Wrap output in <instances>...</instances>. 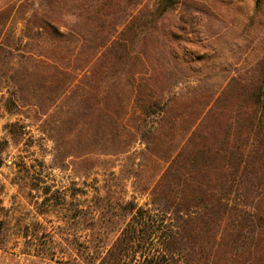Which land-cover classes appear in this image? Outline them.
Segmentation results:
<instances>
[{
    "label": "trees",
    "instance_id": "16d2710c",
    "mask_svg": "<svg viewBox=\"0 0 264 264\" xmlns=\"http://www.w3.org/2000/svg\"><path fill=\"white\" fill-rule=\"evenodd\" d=\"M79 1L87 10L105 5ZM159 3L162 15L173 2ZM16 6L0 2L3 107L10 114L28 109L39 139L52 142L50 168L74 165L79 181L61 188L41 170L30 174L32 211L55 218L50 227L35 220V228L16 230L14 212L0 196V250L12 256V237L41 232L46 242L34 253L37 244L30 242L22 253L46 264H264V69L257 80L228 78L219 93H203L200 106L173 113L179 96L154 91V75L144 77L145 62L129 67L127 43L104 23L100 38L93 36L99 14L84 13L87 21L79 26L69 18L83 13L74 10ZM133 26L126 23L118 34L135 32ZM109 53L115 56L107 58ZM28 127L19 120L3 125L0 167L10 146L25 143ZM137 142L144 145L140 152L132 151ZM160 162L148 187L137 189V173L124 174L125 166ZM128 179L134 191L146 192L145 203L126 198Z\"/></svg>",
    "mask_w": 264,
    "mask_h": 264
},
{
    "label": "rangeland",
    "instance_id": "374dc122",
    "mask_svg": "<svg viewBox=\"0 0 264 264\" xmlns=\"http://www.w3.org/2000/svg\"><path fill=\"white\" fill-rule=\"evenodd\" d=\"M5 1H14L17 6L19 2H24V8L35 9L39 6L53 13L65 12L68 9L83 13L78 19L69 18L71 21L76 20L79 26H84L87 21L84 13L105 14L104 19L99 15L93 17V36L100 38L103 34L100 25L104 23L108 33L127 43L131 48V55L127 58L129 67L133 68V62H145L149 65V71L144 77L154 75V91L164 94L175 92L179 96L180 100L173 105V113L200 106L199 97L219 93L228 78L257 80L264 69V0H172V5L164 10L162 15L159 14V0H102L105 2L104 6L94 5L88 10L79 0H75L76 3L72 7L64 3L61 5L60 0H0L1 3ZM116 21L123 25L114 28L113 23ZM128 22L133 23L136 28L133 33L136 35L133 36V33L125 28L120 36L118 32ZM21 24H17V30L21 28ZM115 30L117 33H113ZM106 56L110 58L115 55L109 53ZM167 62L172 65H166ZM150 66L154 67L155 71L151 70ZM170 76L171 81H167L166 78ZM2 94L3 92H0V137L5 135L3 125L6 122L19 120L29 125V133L25 139L27 145L23 140L18 146H10L4 153V163L0 167V182L3 184L0 193L2 204L14 212L11 225L15 226L16 230L19 226L26 225L30 230L35 228V220L45 227L55 226V218L45 220L33 213V198L27 189V185L31 183L29 176L33 171L41 170L45 174V180L55 187L72 189L73 181H79L72 168L78 167L70 165L65 170L50 168L52 142L39 139L42 135L26 117L31 114L28 109L21 108V111L15 114L8 113L2 104ZM237 105L241 114L242 101L237 102ZM143 148L144 145L137 142L132 151L140 152ZM41 159L45 162L43 166L39 165ZM72 160L74 159L68 158L66 162H73ZM22 162L29 167L28 173L27 167L21 165ZM162 167L161 162L143 164L135 168L125 166L124 174L137 173L140 178L137 189L145 188L157 178ZM118 169L119 166L115 168ZM94 176L95 174H90L88 181ZM97 177L100 178L98 175ZM12 180L16 183H11ZM101 182L102 180L99 181ZM125 184L126 198L133 196L139 204L148 200L146 192L134 191L130 179ZM30 233L33 235L32 231ZM46 240L47 237H43L41 232L26 238L12 237L8 245L11 247L9 251L12 256L0 250V264H46L22 253L27 252L26 245L30 242L31 245L37 244V247H31V253H34L32 250L38 249V244ZM58 258L59 253L55 259Z\"/></svg>",
    "mask_w": 264,
    "mask_h": 264
}]
</instances>
